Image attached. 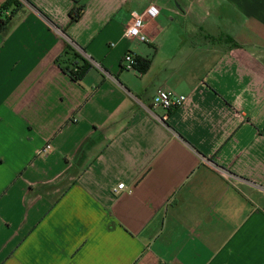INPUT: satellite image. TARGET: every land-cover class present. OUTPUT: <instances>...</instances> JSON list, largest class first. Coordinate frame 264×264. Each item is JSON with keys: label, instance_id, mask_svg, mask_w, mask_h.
I'll return each mask as SVG.
<instances>
[{"label": "crops", "instance_id": "crops-1", "mask_svg": "<svg viewBox=\"0 0 264 264\" xmlns=\"http://www.w3.org/2000/svg\"><path fill=\"white\" fill-rule=\"evenodd\" d=\"M27 1L0 34V264H264V0ZM69 42L103 71L72 81Z\"/></svg>", "mask_w": 264, "mask_h": 264}, {"label": "built area", "instance_id": "built-area-1", "mask_svg": "<svg viewBox=\"0 0 264 264\" xmlns=\"http://www.w3.org/2000/svg\"><path fill=\"white\" fill-rule=\"evenodd\" d=\"M158 14L157 7L153 4H150L142 13H133L130 20L121 26L122 35L127 40H137L142 43H148L149 39L143 32V27L147 20L155 18ZM70 46L85 60L87 61L92 68H96L100 71H103L101 66L85 54L81 48L76 46L73 43H69ZM138 66L136 58L128 53L123 57V68L127 71H135ZM185 97L179 96L168 88L160 87L156 90L153 98V106L160 107L164 109L167 113L173 108L181 106L184 102ZM166 118V116H164ZM48 148V146L46 147ZM223 177H231L227 175L222 170L215 168ZM233 178V177H231ZM125 190L124 184L120 183L111 190L113 195H116L118 192Z\"/></svg>", "mask_w": 264, "mask_h": 264}, {"label": "trees", "instance_id": "trees-1", "mask_svg": "<svg viewBox=\"0 0 264 264\" xmlns=\"http://www.w3.org/2000/svg\"><path fill=\"white\" fill-rule=\"evenodd\" d=\"M27 1V0H25ZM28 2V1H27ZM22 0H5L0 5V34L3 35L8 31V28L14 18L19 14L22 10ZM84 5H75L71 8L68 13L69 23H74L78 21L83 12H84ZM138 66H140V61L137 57H135ZM55 64L64 72L66 73L69 78L74 81H80L84 75L91 69V65L85 61L74 49L70 44H66L63 52L59 55L56 60ZM137 66V67H138ZM147 67L146 64H143V68ZM140 70V69H139ZM174 110V109H172ZM172 110L169 111L172 112Z\"/></svg>", "mask_w": 264, "mask_h": 264}, {"label": "rangeland", "instance_id": "rangeland-1", "mask_svg": "<svg viewBox=\"0 0 264 264\" xmlns=\"http://www.w3.org/2000/svg\"><path fill=\"white\" fill-rule=\"evenodd\" d=\"M24 1V0H23ZM70 43V42H69ZM83 51V50H82ZM84 52V51H83ZM85 53V52H84ZM86 54V53H85ZM48 148H49V146H48ZM48 148H46V149H48Z\"/></svg>", "mask_w": 264, "mask_h": 264}]
</instances>
